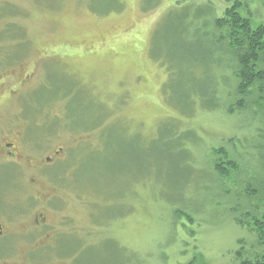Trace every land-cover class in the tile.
I'll use <instances>...</instances> for the list:
<instances>
[{"label": "rangeland", "instance_id": "374dc122", "mask_svg": "<svg viewBox=\"0 0 264 264\" xmlns=\"http://www.w3.org/2000/svg\"><path fill=\"white\" fill-rule=\"evenodd\" d=\"M237 2L264 24V0H0V125L43 162L38 177L24 163L0 170V199L14 229L45 218L31 246L55 226L90 232L80 253L45 244V263L235 264L251 250L233 218L249 205L242 192L264 187L252 148L263 126L252 109L229 112L224 89L215 110L188 105L223 83L209 37L179 22L186 6L221 17ZM215 160L236 165L219 179ZM17 242L14 255H30Z\"/></svg>", "mask_w": 264, "mask_h": 264}, {"label": "trees", "instance_id": "16d2710c", "mask_svg": "<svg viewBox=\"0 0 264 264\" xmlns=\"http://www.w3.org/2000/svg\"><path fill=\"white\" fill-rule=\"evenodd\" d=\"M191 7H197L195 9L198 14L193 15ZM199 9L200 6H186L182 10L187 12L180 17L179 22L184 25V30L193 28V31L201 32V36L209 37L212 42L209 65L215 70L214 82L220 80L223 85L221 84L218 89L215 83V90L211 91L212 96H192L187 99L188 105H191V102L199 105L201 102L203 111L215 110L219 106L216 102V89L219 91L224 89L223 91L231 95L230 100L233 101L226 106L229 112H247L252 109L259 115L258 123L263 126L257 129L258 133L260 132L257 137L261 142L252 148L256 155L263 159L264 154L259 149L264 146V24L253 26L251 19L240 12L242 4L238 2L225 7L221 17L215 16L212 9L199 14ZM164 17L161 24L167 19V16ZM226 72L229 75H225ZM206 97L209 100H206ZM210 150L212 155L224 154L223 148ZM226 165L235 168L236 163L230 161L221 165L216 160L213 163V170L219 179L227 176ZM219 188L221 189V185ZM259 190L264 199V187ZM259 190L254 194L250 193L249 188L242 192L249 205L243 208L242 217L233 218L239 227L247 229L254 238L253 247L246 255L242 249L235 252V264H264V204L263 208H260L254 202Z\"/></svg>", "mask_w": 264, "mask_h": 264}, {"label": "flooded vegetation", "instance_id": "af4514ba", "mask_svg": "<svg viewBox=\"0 0 264 264\" xmlns=\"http://www.w3.org/2000/svg\"><path fill=\"white\" fill-rule=\"evenodd\" d=\"M38 157L39 155L37 153L28 151V147L27 145H24V140L22 139L21 134L11 133L8 130L4 131L0 125V170L4 169L7 164H14L20 169L21 164L24 163L31 167L35 172V175L38 177L43 168V162H41ZM46 162H49L48 158L46 159ZM2 172L3 171L0 172V179L4 175ZM36 180L37 179L31 178L29 183L33 185L35 184ZM2 185L4 188V183ZM0 194H3L1 185ZM10 204L11 203L9 201H5V204L3 205V201L0 199V264H49L44 262V255L46 253H44L43 248L45 244L47 245L48 249L51 247L53 248L54 246L56 248L57 244L62 246L59 250L60 253H62L61 250L64 248V246L73 248V250H70L68 253H66L68 255L74 254L76 252L80 253L82 248V250L89 248L90 232L84 236H79L75 234L76 231L70 227L64 233H60V229H57V226L53 228L54 231L52 234L50 232L49 234L43 236H47L46 238L49 239V241H46L43 238L40 242L38 241L35 243V245L31 246V243L33 244L36 238L42 236L43 231L40 230L49 225L46 224L45 218L42 215H35V217L27 223L31 228L14 229V226L12 225L13 220L9 215ZM32 227H34V229H32ZM38 233H40L41 236H37ZM59 235L66 236L64 241H61L57 238ZM14 238H16V240ZM17 239H22L21 244L25 243L23 247L26 248V250H29L30 255H28V253L24 254V252L22 254H18V256L14 255V253H16L21 248L19 245H17V243H19L17 242ZM50 241L52 242L49 243ZM26 244H29L30 246ZM34 247L36 250H33ZM34 252L35 255H33ZM79 253L74 255V258ZM68 264L77 263L71 261Z\"/></svg>", "mask_w": 264, "mask_h": 264}]
</instances>
